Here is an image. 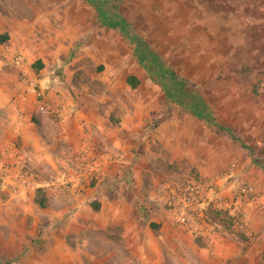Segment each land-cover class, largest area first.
Segmentation results:
<instances>
[{"label":"rangeland","instance_id":"1","mask_svg":"<svg viewBox=\"0 0 264 264\" xmlns=\"http://www.w3.org/2000/svg\"><path fill=\"white\" fill-rule=\"evenodd\" d=\"M111 2L0 0V63L27 62L52 106L22 136L0 100V158L21 165L0 176V264H264V209L244 230L205 203L193 231L171 200L191 179L264 192V0Z\"/></svg>","mask_w":264,"mask_h":264},{"label":"built area","instance_id":"2","mask_svg":"<svg viewBox=\"0 0 264 264\" xmlns=\"http://www.w3.org/2000/svg\"><path fill=\"white\" fill-rule=\"evenodd\" d=\"M38 109L46 111V103H41ZM2 159L0 158V176H5L9 179V176L13 174L12 171L14 169L17 170V167H21L20 162L17 164V160L12 161L5 154ZM217 187L216 183L196 182L194 179L189 180L186 188L178 184L177 192L173 191L174 193L171 196L173 204H180L183 208V212L179 214L176 220L177 226L188 224L190 229L197 231L199 227L196 225V221L191 219V221L186 222L187 218L184 213L189 215L187 210L196 207L199 209V216H202L201 205L205 203L220 210H227L235 220V225L244 230L247 229V226L242 222L247 221L250 210L254 208L264 209V192H255L251 184L244 186L243 189L239 188V186L235 189L233 188L232 194L224 196H222ZM205 230H208V228Z\"/></svg>","mask_w":264,"mask_h":264},{"label":"crops","instance_id":"3","mask_svg":"<svg viewBox=\"0 0 264 264\" xmlns=\"http://www.w3.org/2000/svg\"><path fill=\"white\" fill-rule=\"evenodd\" d=\"M21 45V50L26 48L24 44ZM18 44L14 48H18ZM27 61V60H26ZM35 63L31 65L35 66ZM41 68V67H40ZM38 69V68H37ZM9 72L7 74L6 72ZM32 69L27 62L21 63H10L8 66L6 64L0 63V78L2 81L0 87L2 91L0 92V100H4V103H9L12 106L11 113L9 114V122L11 123V131L17 130L22 136L27 134V129L34 126L35 121L33 120L32 112H35L38 118V122L44 119L45 112L39 111L37 107L41 103H46L49 109H52V106L47 101L46 96H42L41 100L36 106L34 104V97L36 96L35 89L33 88V82L30 80V84L23 83L27 78L31 79ZM26 76V78H24ZM4 77V79H3ZM24 78V79H23ZM13 84V85H12ZM12 86V87H11ZM42 91V90H41ZM3 105L2 103L0 106ZM36 106V107H34ZM35 108V109H33ZM26 109V113H23L22 110ZM30 110L32 111L30 113ZM107 128V127H106ZM104 128V129H106Z\"/></svg>","mask_w":264,"mask_h":264},{"label":"trees","instance_id":"4","mask_svg":"<svg viewBox=\"0 0 264 264\" xmlns=\"http://www.w3.org/2000/svg\"><path fill=\"white\" fill-rule=\"evenodd\" d=\"M88 1H93V0H88ZM107 1H109V4L107 5L109 8L113 7V4L111 1L115 2L116 0H105V1H100L98 0V4H96V8L98 9L99 13L103 15H105L106 10H104L103 8L106 7L105 5L107 4ZM116 5V4H115ZM106 17V16H104ZM109 21L113 22V19L111 17H109ZM115 24V23H114ZM122 26V25H121ZM120 29V31L122 33H125V31L122 28H118ZM137 48L142 47L144 50L146 48V45L144 44V42H142V40H137ZM143 51V50H142ZM144 52V51H143ZM141 61V60H140ZM36 68H40L42 66L40 61H37L35 64ZM148 68V66H147ZM150 68V67H149ZM148 68V69H149ZM150 71V70H149ZM151 72V71H150ZM152 74H154V77H159L157 76V74L155 72H151ZM160 81L162 82V88L167 92V95L172 96L176 93L177 96L179 95V97L186 99L189 98H194L193 100L196 102L198 100L199 95H197L195 92H190V90H187V82L186 80H184V78L178 76L177 74H175L172 70L170 69H165V71L163 72L162 76L159 77ZM128 83H130V85L132 87H135L138 84V79L135 76H129L127 78ZM170 90V91H169ZM169 91V92H168ZM192 94V95H191ZM201 101V100H200ZM194 102V105H195ZM187 104V103H186ZM185 105V104H184ZM203 106V105H202ZM206 107L203 106L202 110H201V114L203 115L204 118H207L206 113H205V109ZM200 109V108H199ZM204 109V110H203ZM200 111V110H199ZM33 120L35 121V123L38 121L37 119L33 118ZM207 124H212V120L211 119H206L205 120ZM219 129H223L222 126H217ZM243 145V144H242ZM36 201L37 203L41 206V207H45L47 206V200L45 198L44 195L41 196H37L36 197ZM215 216L218 217L220 219V215H221V211H216L215 212ZM221 221H224V219H221ZM151 227H153L154 229L158 228V225L151 223Z\"/></svg>","mask_w":264,"mask_h":264}]
</instances>
